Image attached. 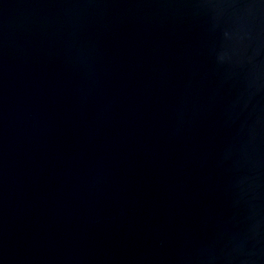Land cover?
Returning <instances> with one entry per match:
<instances>
[{"label":"water","instance_id":"obj_1","mask_svg":"<svg viewBox=\"0 0 264 264\" xmlns=\"http://www.w3.org/2000/svg\"><path fill=\"white\" fill-rule=\"evenodd\" d=\"M0 264H264V0H0Z\"/></svg>","mask_w":264,"mask_h":264}]
</instances>
